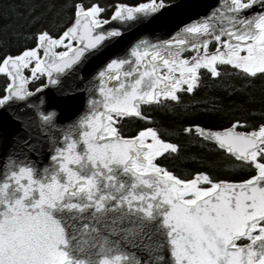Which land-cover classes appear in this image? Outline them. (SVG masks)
<instances>
[{
  "label": "snow or ice",
  "instance_id": "obj_1",
  "mask_svg": "<svg viewBox=\"0 0 264 264\" xmlns=\"http://www.w3.org/2000/svg\"><path fill=\"white\" fill-rule=\"evenodd\" d=\"M168 6L50 0L52 23L67 18L55 33L9 34L24 41L14 51L0 25V125L17 129L12 145L24 156L0 176V264H264V116L217 130L182 127L249 169L237 180L205 170L179 176L162 163L177 143L152 126L122 131L126 121L153 123L144 106L193 95L201 70L219 79L223 67L246 82L241 91L259 82L264 92V0H219L169 39L105 56L122 26ZM57 107L67 121L59 127ZM45 148L51 163L38 169L29 157L48 159Z\"/></svg>",
  "mask_w": 264,
  "mask_h": 264
},
{
  "label": "trees",
  "instance_id": "obj_2",
  "mask_svg": "<svg viewBox=\"0 0 264 264\" xmlns=\"http://www.w3.org/2000/svg\"><path fill=\"white\" fill-rule=\"evenodd\" d=\"M173 0H165L170 2ZM50 0H0V25H6L3 33L5 48L14 51L17 44L24 41L15 37L8 40L9 34L32 33L38 28L47 27L55 33L56 27L67 17L62 14L61 19L52 23L55 9L49 11L46 7ZM69 2V0H64ZM101 4L109 9L116 3L134 5L147 0H100ZM110 16V11L105 12V18ZM33 17H39L40 22L32 24ZM214 47V45H210ZM219 79L211 78L205 70H201V85L193 95L182 94L179 104L165 102L162 105L144 106L143 111L151 116L153 123L144 125L143 121H126L122 131L131 133L134 128L140 126H152L158 129L162 137L177 143L179 151L171 155L162 163L179 176H189L197 170H205L214 177L220 179L237 180L246 177L249 169L241 167L226 153H221L214 145L202 141L193 135H185L182 127L188 124L198 123L214 129L228 126L234 119L259 121L264 116L261 101L264 99L259 82L252 89L244 88L246 82L235 74H228V70L221 67ZM3 76L0 75V84H3ZM39 86V81L30 82L34 89ZM233 89H236L234 91ZM252 97L255 103H249L248 97Z\"/></svg>",
  "mask_w": 264,
  "mask_h": 264
},
{
  "label": "water",
  "instance_id": "obj_3",
  "mask_svg": "<svg viewBox=\"0 0 264 264\" xmlns=\"http://www.w3.org/2000/svg\"><path fill=\"white\" fill-rule=\"evenodd\" d=\"M166 3L169 6L166 9L161 10L155 18H146L136 24L130 23L127 26H122V37L108 46L105 56H110L111 58L117 56L123 57L126 55L127 49L140 39L147 40L151 43H156L158 40L169 39L172 36H175L176 32L179 30L178 26H182L192 20L208 15L217 7L219 0H173ZM115 23L118 24L119 22ZM187 52L189 51L186 50L185 53ZM92 65L95 66L96 71L99 70L98 61L93 60ZM62 94L63 93H58L56 91L52 92V96L54 97H58ZM87 108L88 106L85 96L81 110L77 113V117L84 114L87 111ZM55 111L61 116V119L57 122L58 127L66 124L67 121L62 119L65 113L62 112L61 107L55 108ZM212 129L217 130L214 128ZM16 130L17 129H14L11 125H0V176L5 172V166L9 159H12L13 161L24 160V156L19 154L12 145L11 137L15 134ZM45 155L48 156V159H44V156L36 158L29 157V161H35L38 169L47 167L51 163V150L45 148ZM137 254L142 255V258L144 259H154L155 255L149 257L147 254ZM164 255L167 259V254L164 253Z\"/></svg>",
  "mask_w": 264,
  "mask_h": 264
},
{
  "label": "rangeland",
  "instance_id": "obj_4",
  "mask_svg": "<svg viewBox=\"0 0 264 264\" xmlns=\"http://www.w3.org/2000/svg\"><path fill=\"white\" fill-rule=\"evenodd\" d=\"M59 50H64L63 48L59 49ZM185 56H190L191 55V52H187V53H184Z\"/></svg>",
  "mask_w": 264,
  "mask_h": 264
}]
</instances>
